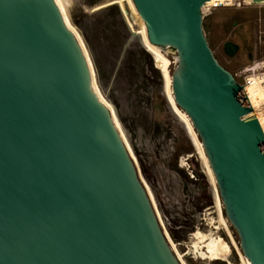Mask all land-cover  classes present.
<instances>
[{
  "label": "water",
  "instance_id": "obj_1",
  "mask_svg": "<svg viewBox=\"0 0 264 264\" xmlns=\"http://www.w3.org/2000/svg\"><path fill=\"white\" fill-rule=\"evenodd\" d=\"M133 1L150 41L177 52L175 99L264 264V133L207 41L208 0ZM0 264H181L55 0H0Z\"/></svg>",
  "mask_w": 264,
  "mask_h": 264
},
{
  "label": "rangeland",
  "instance_id": "obj_2",
  "mask_svg": "<svg viewBox=\"0 0 264 264\" xmlns=\"http://www.w3.org/2000/svg\"><path fill=\"white\" fill-rule=\"evenodd\" d=\"M69 11L70 22L85 45L89 57L94 61L98 86L112 108L117 126L127 142V149L132 151V156L135 157V152L126 133L134 136L135 131L141 127H144L145 131L154 132L156 136L177 139L180 142V155L190 152L193 149L190 142L193 141L190 136L192 133L185 120L178 116L181 108L173 105L168 85V72L170 71L172 75L177 67L176 50L171 47L163 48L172 64L169 71L158 69L152 52L141 45L137 34L141 31L140 22L134 17L128 3L122 0H73ZM203 29L217 61L238 81L244 78L243 75L238 77V72L253 61L264 59V5H249L247 0H241L240 5L234 7L211 8L203 14ZM227 42L239 45L234 55L226 53ZM141 168L147 191L162 219L158 208L160 198L154 181V172L144 162ZM197 170L200 172L199 167ZM210 184L209 179L202 180L201 193L191 201L195 212H200L205 206L214 203ZM183 215L187 217L188 213H181V216ZM184 216L181 217V221L188 225L183 219ZM211 219L213 221L212 216ZM224 220L230 232L223 227L222 233H225V238L219 237L232 242L233 236L240 244V238L226 214ZM211 230L212 234L218 235L214 228ZM171 233L169 235L166 230L175 255L182 263L207 262L201 259L186 260L178 251L176 241L185 239L190 244L193 238L188 237L185 230L183 232L171 230ZM229 258L237 262L239 259L237 251L234 250ZM207 264L228 263L217 261Z\"/></svg>",
  "mask_w": 264,
  "mask_h": 264
},
{
  "label": "built area",
  "instance_id": "obj_3",
  "mask_svg": "<svg viewBox=\"0 0 264 264\" xmlns=\"http://www.w3.org/2000/svg\"><path fill=\"white\" fill-rule=\"evenodd\" d=\"M261 73H264L263 59L253 61L249 66L244 67L242 71L238 72L237 76H244L243 80L239 81L244 87L249 74ZM241 95L244 96L243 91ZM245 104L250 105L247 101ZM252 109L254 110L253 107ZM257 120L260 122L259 119ZM126 134L128 135L136 156V158H132L133 163L145 188L146 185L143 181L144 176L141 170L142 162L154 172V181L160 198L158 207L163 216V222L156 211L155 213L172 251L173 247L165 234V226L170 233L171 230L176 232H183L185 230L188 232V237L192 238L198 231L212 234L211 229L214 228L218 234L216 236L213 234L215 237L222 236L225 238V233H222L223 228L219 221L223 212L219 209L214 194V203L205 206L200 212H195V209L191 205V201H193V199L195 200L197 195L202 191V180H208V176L204 169L203 157L195 147L194 141H190L191 144H193V149L190 152L180 155V142L174 137L156 136L152 131H145L144 127L135 131V137L132 136V134H128V132ZM198 167L200 172L197 170ZM181 213H188L187 217L183 215V219L188 222V225L181 221V217H183ZM211 216L216 219V227L213 226ZM177 218L178 221H176ZM189 229H192V231H187ZM171 235L173 236L172 233ZM176 245L178 251L186 260L198 261L201 259L206 260L208 263L222 261L220 259H211L210 253L206 252V248L195 246L193 242L188 244V241L185 239L176 241ZM218 257H221V255H218ZM207 262L205 264H207Z\"/></svg>",
  "mask_w": 264,
  "mask_h": 264
},
{
  "label": "bare ground",
  "instance_id": "obj_4",
  "mask_svg": "<svg viewBox=\"0 0 264 264\" xmlns=\"http://www.w3.org/2000/svg\"><path fill=\"white\" fill-rule=\"evenodd\" d=\"M55 1L61 10V13L64 17V20H65L67 26L75 34L77 40L79 39L78 42H79V44L83 50V53L87 59L88 65H89L94 91L98 95L99 99L112 111L111 106L109 105L107 100L104 98V96L101 93V90L98 86L96 76H95V72H94V63H93L94 61H92L91 58L89 57L87 51L85 50V45L82 43L81 39L79 38V35L77 34V31L75 30V28L72 26V24L70 22L69 8H70V5H71L73 0H55ZM122 1L128 3V6L131 8L132 12L134 13V17L140 22L141 31L137 32V34H138V37L140 39L141 45H143L148 51L152 52V54L154 55V57L156 59L155 61H156V65H157L158 69L169 71L172 62H170V60L167 57V53L163 49L165 47L153 44L150 41L149 36H148L147 25H146L144 19L142 18V16L140 15L134 1L133 0H122ZM240 2H241V0H208L207 3L203 7V14L207 13V11H209L211 8L234 7L236 5H240ZM247 4H249V5H264V0H247ZM178 61H179V57H178L177 62H176L177 64H178ZM168 73H169L168 85H169V91H170V95L172 98V102L176 108L180 109L181 107H178L179 105L175 99L174 90H173V73H172V75L170 74V71ZM247 78H248V80H247L246 84L244 85L243 94L246 97V101L248 102V104H250L254 108L250 117L254 118V119H259V121H260L259 123L261 125L260 126L261 130L264 133V131H263L264 130V73L249 74L247 76ZM246 101H245V103H246ZM111 115H112L113 121H114V123H115V125H116V127L120 133V130H119V127L117 126V122L115 119V115L113 114V111H112ZM178 116L181 117L183 120H185L186 125H188V128H189L190 132L192 133V135L190 133L189 134L194 141V145L196 144L195 147L198 149L199 153L203 157V164H204V169H205L206 175L208 176V179L211 183L210 186L212 185V187H213V194H214V197L216 198L217 205H218L219 209L223 212L219 221L222 225V228L225 227L229 231V228L227 226V222H226V220H224L223 203H222V199L220 196L217 179H216L215 173L212 169V166L210 164L209 157L206 153L204 144H203L202 140L200 139V137H199V135H198V133L194 127L193 121L190 118V116L188 115V113L181 108L179 110ZM120 135H121L124 143L126 144L127 142L125 141V139L123 138L121 133H120ZM126 147H128L127 144H126ZM128 151H129L132 158H136V156L135 157L132 156V151H130V149H128ZM148 195L150 197L149 192H148ZM150 200L152 202V205H153L156 213L159 215V212L157 210V206L152 201L151 197H150ZM159 217H160V215H159ZM160 219H161V217H160ZM161 221L163 222V216H162ZM212 223H213V226L217 225L215 217H213ZM166 230L168 231V233L170 235L168 228L165 226V234H166ZM232 239H233V241L229 242V241L223 239L222 237H215L213 234H209V233L205 234L202 231H198L194 235L192 242L195 244V246L196 245L201 246V247L204 246V248H206V252L210 253L211 259H214V260L220 259L223 262L227 261L228 264H251L250 259L244 254L243 250L240 247V244H238V242L235 240V238L233 236H232ZM168 240H169V238H168ZM196 240H197V242H196ZM234 250L237 251V255L239 258L237 262L232 261L229 258L230 257L229 255H231ZM173 251H174V249H173ZM174 253H175V251H174ZM218 255H221V257H218ZM178 260L180 263H182V261H180V259H178ZM182 264H184V263H182Z\"/></svg>",
  "mask_w": 264,
  "mask_h": 264
}]
</instances>
